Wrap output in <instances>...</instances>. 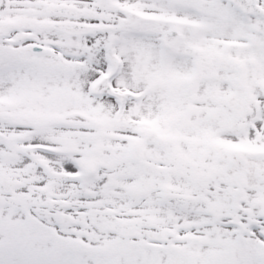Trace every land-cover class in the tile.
Here are the masks:
<instances>
[{
	"label": "snow or ice",
	"instance_id": "6c2138e0",
	"mask_svg": "<svg viewBox=\"0 0 264 264\" xmlns=\"http://www.w3.org/2000/svg\"><path fill=\"white\" fill-rule=\"evenodd\" d=\"M0 264H264V0H0Z\"/></svg>",
	"mask_w": 264,
	"mask_h": 264
}]
</instances>
